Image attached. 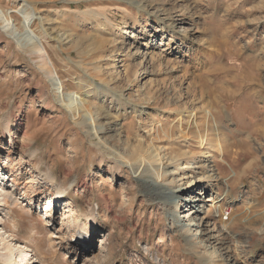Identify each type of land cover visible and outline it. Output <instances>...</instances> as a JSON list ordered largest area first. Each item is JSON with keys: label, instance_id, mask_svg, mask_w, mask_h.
<instances>
[{"label": "rangeland", "instance_id": "1", "mask_svg": "<svg viewBox=\"0 0 264 264\" xmlns=\"http://www.w3.org/2000/svg\"><path fill=\"white\" fill-rule=\"evenodd\" d=\"M99 1L0 0V264H264V0Z\"/></svg>", "mask_w": 264, "mask_h": 264}, {"label": "bare ground", "instance_id": "2", "mask_svg": "<svg viewBox=\"0 0 264 264\" xmlns=\"http://www.w3.org/2000/svg\"><path fill=\"white\" fill-rule=\"evenodd\" d=\"M98 1V0H97ZM102 1H104V0H100L99 2H102ZM167 28H169V26H165V25H163V27H162V29H165V31H166V29ZM161 29V30H162ZM170 29V28H169ZM171 30V29H170ZM159 31V30H158ZM164 34V33H163ZM168 45V44H167ZM211 75V74H210ZM210 77H212V79L213 80H211L212 82L213 81H215V79L213 78L214 77V75L212 74ZM210 81V80H209ZM212 85V84H211ZM211 106V105H210ZM215 106V105H214ZM218 108V107H217ZM186 110V111H185ZM212 110V109H211ZM210 110V111H211ZM218 110V109H217ZM195 112H198L197 110H194ZM183 112H187L188 113V115H186L184 118L186 119H184V121H182L183 120V118H181V119H179L178 120V126H179V124H180V126H179V128L181 129L182 128V125H189L190 123L189 122H191L192 123V125H193V129H195L196 131H195V134H196V138H197V140H194V139H192V138H190L186 133H187V131H183V129H181V131H182V136L184 137V138H186L187 140H191L192 139V144H188V147H193V146H195V144H197L198 143V148H200L201 150L202 149H204L205 147H207L206 146V141H208V146L209 147H211V138H209V137H207V135H213V136H215L216 135V131L218 130V128L219 127H221V121L218 119V120H216L217 118L215 117H213V111H211L212 112V114L210 113L209 115H207L208 113L206 112V116L208 117H206L205 118V120L207 119V125H208V119H210L211 117H212V119H213V124H214V127L213 126H207V127H209L210 128V130H209V132L207 133V131H206V129H204L203 127H204V123H205V121L203 122V124H200V125H203V126H200L199 124H198V122H197V115H194V114H192V113H190V112H188V109H184L183 110ZM197 114V113H196ZM185 115V114H184ZM220 115V114H219ZM221 116V115H220ZM187 117H189V119L187 118ZM200 119V118H199ZM188 128V127H187ZM179 129V130H180ZM190 129V128H189ZM188 129V130H189ZM173 132V131H172ZM172 132H170V133H168V132H166L165 134H164V136L166 137V138H170L171 136H172ZM213 136H211V137H213ZM158 140V139H157ZM218 140H220V139H218ZM215 143H217V145H220L221 144V142L220 141H215ZM212 149V148H211ZM218 149V151H220V155H221V157H222V159H221V161L223 162H225V157L227 156V155H225V153H226V150H225V148H224V146L222 145L221 147H219V148H217ZM207 153V152H206ZM228 153V152H227ZM156 154V153H155ZM213 154V153H212ZM210 152L208 153V155H207V157H205L206 159H208V158H213V155H212ZM156 155H159L158 153L156 154ZM215 157V156H214ZM159 159H160V157H159ZM206 161V160H205ZM213 162V161H212ZM254 166V165H253ZM215 167H217V164H215ZM200 169V168H199ZM201 171H204V174H203V178H205V180H207V179H209V180H212V179H214L216 176H214L215 174H214V171H207V170H209L208 169V164L207 163H203V167L200 169ZM245 171H247V169L246 170H244V173H245ZM183 178H184V176H183ZM4 179H5V176L3 177V175H0V186L1 185H3V182H4ZM42 180H44V182H45V180L46 179H44V178H41ZM216 179V178H215ZM203 180V179H202ZM214 181V180H213ZM156 183L157 182H154L153 181V185H156ZM55 189V194L51 197V198H55V199H60L61 198V194H63V189L59 186V185H56V188H54ZM233 189V188H232ZM162 190V189H161ZM160 190V191H161ZM162 192H164V191H162ZM165 193V192H164ZM169 194H172V195H175V194H173V192H170L169 190H168V192H167V196L169 195ZM200 194H204L202 197H204L203 199H202V197H200L201 195ZM199 194V199H194L193 201H192V203H197V202H201V201H203L204 203H206V202H210V201H213L214 200V193H212L210 196H205V194H206V192H204V193H200ZM165 196V195H164ZM170 198V197H169ZM6 199H7V196H5L3 199H2V203H6ZM160 199V198H159ZM253 201H254V198H251ZM262 218V217H261ZM263 220V219H262ZM76 229V228H75ZM258 232H260V234H264V223H263V227H261V228H259L258 229ZM101 242H102V246H100L99 247V250L100 249H102L103 248V245H104V241L103 240H101ZM20 253V255L22 254V255H24L25 253L24 252H22V251H20L19 252ZM20 259V258H19ZM33 259H34V257H33ZM24 260V259H23ZM29 260H32V258H30ZM19 261H21V259L19 260ZM25 261V260H24ZM28 261V260H27ZM35 262H37V259H35L34 260V262H32V263H29V264H35ZM12 264V263H11Z\"/></svg>", "mask_w": 264, "mask_h": 264}, {"label": "crops", "instance_id": "3", "mask_svg": "<svg viewBox=\"0 0 264 264\" xmlns=\"http://www.w3.org/2000/svg\"><path fill=\"white\" fill-rule=\"evenodd\" d=\"M227 152H228V151L226 150L225 155H227V161L233 166L232 170H233V172H235V168H237V166H236V164H235V166H234V163H233L232 161L229 160V155H228ZM236 157H237V156H236ZM236 157H235V159H236ZM238 173H240V172H238ZM238 173L235 174V177H236V175H237ZM242 178H243V177H242ZM242 178H241V179H242ZM234 180L237 181L238 179L234 178ZM236 181H234V182H229L228 184H230V185H235Z\"/></svg>", "mask_w": 264, "mask_h": 264}, {"label": "built area", "instance_id": "4", "mask_svg": "<svg viewBox=\"0 0 264 264\" xmlns=\"http://www.w3.org/2000/svg\"><path fill=\"white\" fill-rule=\"evenodd\" d=\"M204 192H205V190L202 191V193H204ZM203 195H204V194H202L200 197H202ZM202 198H204V197H202Z\"/></svg>", "mask_w": 264, "mask_h": 264}]
</instances>
